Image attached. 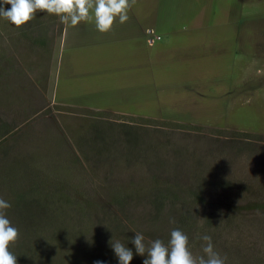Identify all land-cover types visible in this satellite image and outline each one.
Masks as SVG:
<instances>
[{"label":"rangeland","instance_id":"rangeland-1","mask_svg":"<svg viewBox=\"0 0 264 264\" xmlns=\"http://www.w3.org/2000/svg\"><path fill=\"white\" fill-rule=\"evenodd\" d=\"M127 15L106 33L94 22L71 26L46 12L23 29L0 18V121L22 135L13 155L35 150L42 173L74 169L76 144L98 156L100 162L91 157L86 169L71 170L68 181L103 203L88 232L109 229L114 241L131 243L141 232L146 241L167 244L177 228L169 221L185 211L181 198L154 206L146 196L150 179L168 177L184 198L202 183L206 207H197L196 234L221 232L214 246L221 257L231 248L263 255V215L242 205L264 199V0H135ZM39 18L45 26H36ZM42 35L44 47L34 44ZM122 129L140 136L165 164L125 161ZM53 158L59 162L50 164ZM6 189L0 188L5 201ZM223 213L235 220L224 222ZM203 243L188 246L199 256ZM50 250L46 257L36 251L35 261L57 264ZM230 256L225 264H245L237 253Z\"/></svg>","mask_w":264,"mask_h":264},{"label":"trees","instance_id":"trees-1","mask_svg":"<svg viewBox=\"0 0 264 264\" xmlns=\"http://www.w3.org/2000/svg\"><path fill=\"white\" fill-rule=\"evenodd\" d=\"M3 7L8 8L11 6L4 4ZM32 26L34 25L26 27L28 28L26 32L31 30L30 28H32ZM36 26H45L41 18L37 20ZM22 27L21 29L24 28ZM32 31H34V29H32ZM44 35H42L43 37L41 36L40 39H34V44L40 43V45L44 47L46 44ZM7 93V99L9 101L15 98L10 95L13 91L7 90ZM59 108H61L59 110H62L59 112L68 113L63 110L67 107L59 106ZM89 112L92 113V115L89 116L102 113L97 111ZM132 127L134 126L130 124L126 129ZM126 129L119 130L123 137L124 144H126L125 149L127 154L125 156V161L131 160L130 162H134L137 158H141L142 160L144 159L146 163H150V161L153 160L154 163L152 165L156 163V165L165 164V161L161 157H157L156 153L150 149V145L146 146L147 148L145 146L142 147L144 143L140 139V136H136L131 133L130 130ZM195 129H198V127H195ZM20 137H22V135L19 134V132L15 133L11 127L2 124V121H0V142L2 141L0 143L2 154L0 159V188H7V191L4 190V193L8 198L7 201L10 202L12 206L6 210L5 214L11 224L19 230V234L22 236L17 239L15 243L9 245V251L17 257V264H38L33 254L37 251V253H43L44 257H46L48 248L54 249L50 251L54 253V259L57 261V264H62L66 260L67 264H94L97 260L102 261L103 264H118L117 258L110 246V241H114L111 230L106 229L104 231L88 232V228L92 226L90 223L91 215L95 212L103 211L102 201L84 198L81 190H78L77 183L75 182V186L74 183L68 181L69 178L72 177V171L77 173L80 170L82 171L87 162L95 157V155L86 154L85 149L76 144L73 148L79 155L77 157L75 156L76 159L73 162L75 166L74 169H66L64 166L63 169L61 166L54 168L47 167V172L42 173L36 170L38 166H36V164L39 162V159L37 158L38 153L34 152L35 150L27 148L24 152L23 150L16 151L15 155H13V150L17 148L18 142L21 139ZM96 137L99 138V135ZM250 139L257 140V138ZM5 142L10 143L5 144ZM135 150L136 155H133V151ZM141 151L143 152L140 153ZM148 155H152L153 159L148 157ZM95 158H97L96 162H100L98 156ZM48 160L50 164L55 161L59 162L56 158ZM167 161L169 164H172L170 170L175 171L177 168L173 167V165L176 166V159ZM87 173L90 174L89 171H87ZM91 173L95 174L93 171H91ZM162 179L163 180H158L156 178L150 179L151 184H149L150 187L147 189L146 196L152 197V204L160 208H162V205L164 206L166 203L171 202V199H179L180 197L181 200L179 201L184 205L185 211L179 213L175 218L176 227L188 236L189 245H198L201 240L197 238L195 231L197 226L196 214H198L200 210H197V207L199 206L204 209L206 207V201L202 195L203 184H195V188L192 187L193 189L187 192L188 197L184 198L182 196V198L179 196L180 188L176 183L170 182L168 177H163ZM41 183L44 185L41 186ZM100 184H102V181ZM102 186L101 190L107 187L106 185ZM261 187H263L264 191V182L261 183ZM93 193H95V190H93ZM120 193L121 192H115L111 195L113 202H119V198H121L119 196ZM28 195L31 196L28 197ZM242 206L244 210L256 213V215H263V221L260 220L262 221L260 223L264 224V199L258 197L251 198ZM224 211L227 212V209ZM102 213L104 214V212ZM223 214L222 218L224 222L227 221V223H231L235 220V217H233L234 215L230 213ZM114 221H116V227L115 225L114 227L117 228V230L119 229L118 231L125 230L124 226H121L118 220ZM259 228L258 230L262 231L264 235V225ZM219 234H221L219 231L215 232L214 235L209 234L212 237L214 246L217 244L220 246ZM119 241L133 251V247L131 246L132 243L126 241L125 238L119 239ZM228 251L231 252L227 253L226 251L223 254L226 258V262L232 259L233 256L230 255L237 253L241 256L245 264H264V254L261 255V253L258 252L259 254L254 255V252H252L253 249L244 250L231 248ZM133 254H135V248ZM134 256L135 255H133V258ZM137 259L140 261L136 262V260L132 259L130 264H142L144 257Z\"/></svg>","mask_w":264,"mask_h":264},{"label":"clouds","instance_id":"clouds-1","mask_svg":"<svg viewBox=\"0 0 264 264\" xmlns=\"http://www.w3.org/2000/svg\"><path fill=\"white\" fill-rule=\"evenodd\" d=\"M135 0H0V18L19 28L30 22L38 12L57 16L61 23L76 26L81 22H94L95 28L106 33L111 31L117 18L120 23L128 20V10ZM8 4L7 10L3 7ZM11 203L0 198V264H17V257L9 251V245L19 238V230L6 216ZM127 222L125 221V224ZM169 223H175L170 219ZM131 243L135 254L145 257L142 264H225L226 258L214 250L212 237L197 235L203 241V255H194L189 249L188 236L179 228H173L165 244L161 239L146 241L141 232H134ZM110 246L118 264H130L132 249L119 240H111ZM94 264H103L97 260Z\"/></svg>","mask_w":264,"mask_h":264}]
</instances>
